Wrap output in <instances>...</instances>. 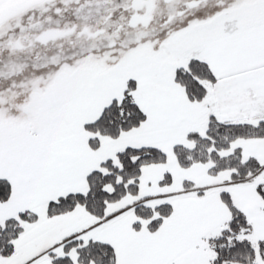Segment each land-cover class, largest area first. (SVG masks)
<instances>
[{
  "label": "snow or ice",
  "instance_id": "obj_1",
  "mask_svg": "<svg viewBox=\"0 0 264 264\" xmlns=\"http://www.w3.org/2000/svg\"><path fill=\"white\" fill-rule=\"evenodd\" d=\"M0 264H264V0H0Z\"/></svg>",
  "mask_w": 264,
  "mask_h": 264
}]
</instances>
